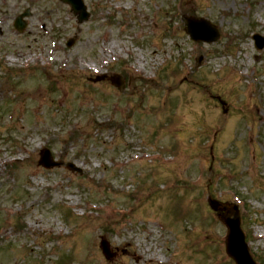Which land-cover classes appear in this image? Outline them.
<instances>
[{
    "label": "rangeland",
    "instance_id": "obj_1",
    "mask_svg": "<svg viewBox=\"0 0 264 264\" xmlns=\"http://www.w3.org/2000/svg\"><path fill=\"white\" fill-rule=\"evenodd\" d=\"M83 1L78 24L60 0H0V264H235L208 197L239 206L264 264V0ZM188 13L222 36L191 41Z\"/></svg>",
    "mask_w": 264,
    "mask_h": 264
},
{
    "label": "water",
    "instance_id": "obj_2",
    "mask_svg": "<svg viewBox=\"0 0 264 264\" xmlns=\"http://www.w3.org/2000/svg\"><path fill=\"white\" fill-rule=\"evenodd\" d=\"M68 2L74 13L79 14V23L87 20L89 14L86 13V7L82 0H63ZM191 25L188 28V32L191 37L196 41H204L212 43L217 40L219 33L217 29L212 26L208 21L201 20H190ZM257 47L262 49L264 47V38L256 37ZM40 164L47 168H51L57 165L52 158L48 150H44ZM210 207L216 212H223L219 218L228 228L227 236V253L234 259L236 264H256L250 255L248 245L245 240V235L241 229V217L237 206L223 204L215 200H209ZM102 249L107 258H111L113 255L109 254L108 244L102 243Z\"/></svg>",
    "mask_w": 264,
    "mask_h": 264
},
{
    "label": "trees",
    "instance_id": "obj_3",
    "mask_svg": "<svg viewBox=\"0 0 264 264\" xmlns=\"http://www.w3.org/2000/svg\"><path fill=\"white\" fill-rule=\"evenodd\" d=\"M154 85V84H153Z\"/></svg>",
    "mask_w": 264,
    "mask_h": 264
}]
</instances>
